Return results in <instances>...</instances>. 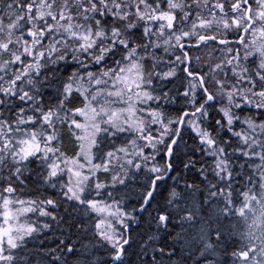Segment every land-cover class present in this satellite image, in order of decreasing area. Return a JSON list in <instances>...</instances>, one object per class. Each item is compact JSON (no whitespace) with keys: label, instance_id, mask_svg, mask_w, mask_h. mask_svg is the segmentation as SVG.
I'll return each mask as SVG.
<instances>
[{"label":"snow or ice","instance_id":"obj_1","mask_svg":"<svg viewBox=\"0 0 264 264\" xmlns=\"http://www.w3.org/2000/svg\"><path fill=\"white\" fill-rule=\"evenodd\" d=\"M0 217V264H187L197 222L264 264V0H0Z\"/></svg>","mask_w":264,"mask_h":264},{"label":"trees","instance_id":"obj_2","mask_svg":"<svg viewBox=\"0 0 264 264\" xmlns=\"http://www.w3.org/2000/svg\"><path fill=\"white\" fill-rule=\"evenodd\" d=\"M187 142H188L189 145H192V144H193V140H192L191 138H187ZM189 155H192L195 159H199V157H200L201 154H200V153H197V152H189ZM205 159L207 160V159H209V158H208V157H205ZM197 167H199V165H197ZM174 174H175V173H174ZM169 183H171V181H169ZM181 187H183L182 182H181ZM49 191L51 192L52 190L50 189ZM52 194L54 195L55 193L53 192ZM37 215H38V214H37ZM30 218H31V217H30ZM31 219H36V215H33ZM173 223H175V221H174ZM144 227H145V232H148V227H147V225H145ZM185 227H188V226H185ZM198 227H199V223H198V222H197L196 225L191 226V227L189 228V231H188L186 237H185V240L192 241V243H194L195 241L193 240V237H195V235H196V230H197ZM152 228L154 229V228H155V225H152ZM179 230H180L179 227H177V228L175 229V231H179ZM175 231H173L171 227H169V229H168V232L171 234V236H175ZM149 234H151V233H149ZM49 235H51V233H49ZM158 235H159L160 237H162L163 239H168V236H166L164 233H159ZM41 239H43V236H41ZM144 239L146 240L147 237L145 236ZM169 242L171 243L172 241L169 240ZM33 243H34V242H31V241H30L29 244H28V246H29V247H32V246H33ZM35 243H39V241H35ZM49 243H50V242H49ZM181 243H183V241H182ZM192 243H191V244H192ZM191 244H190L189 246H187V247L185 248V250H184V256H185V257H188V259H187V264H192V258H191V256H189V253H191ZM176 247H177V249H179V248H180V243H177V244H176ZM194 255H195V258H196V259H199V252H198V251H195ZM152 257H153V253H152V251H151V248H148V250H147V254H145L144 251H140V259H141V260H151ZM211 258H212V257H209V259H211ZM133 259H135V257H133ZM176 259L179 260V259H181V257L178 255V256L176 257Z\"/></svg>","mask_w":264,"mask_h":264},{"label":"clouds","instance_id":"obj_3","mask_svg":"<svg viewBox=\"0 0 264 264\" xmlns=\"http://www.w3.org/2000/svg\"><path fill=\"white\" fill-rule=\"evenodd\" d=\"M193 240H194V237H193ZM196 247H197V244L196 242L192 243L191 244V258H192V264H195V261H196V258H195V251H196Z\"/></svg>","mask_w":264,"mask_h":264},{"label":"rangeland","instance_id":"obj_4","mask_svg":"<svg viewBox=\"0 0 264 264\" xmlns=\"http://www.w3.org/2000/svg\"><path fill=\"white\" fill-rule=\"evenodd\" d=\"M29 216L32 218L33 215H32V214H29ZM0 220H2V217H0ZM20 222H21V223L24 222V218H23V217H21Z\"/></svg>","mask_w":264,"mask_h":264}]
</instances>
